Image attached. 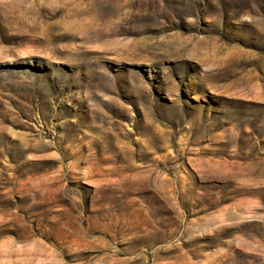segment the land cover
I'll return each mask as SVG.
<instances>
[{"label": "rangeland", "instance_id": "1", "mask_svg": "<svg viewBox=\"0 0 264 264\" xmlns=\"http://www.w3.org/2000/svg\"><path fill=\"white\" fill-rule=\"evenodd\" d=\"M0 264H264V0H0Z\"/></svg>", "mask_w": 264, "mask_h": 264}]
</instances>
